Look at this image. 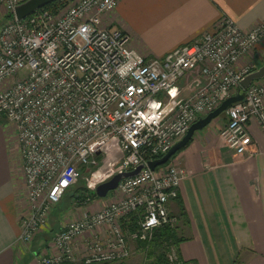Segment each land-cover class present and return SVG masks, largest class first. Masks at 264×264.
<instances>
[{"label":"built area","instance_id":"obj_1","mask_svg":"<svg viewBox=\"0 0 264 264\" xmlns=\"http://www.w3.org/2000/svg\"><path fill=\"white\" fill-rule=\"evenodd\" d=\"M22 1L0 0V17L13 15L0 25V117L14 127L29 203L18 241L30 244L82 169L97 167V155L116 144L118 173L144 168L119 182L121 197L66 222L53 236L54 253L40 255L38 263L122 262L131 254L129 239L149 241L158 227L177 224L168 203L186 172L172 161L155 170L147 162L166 154L256 69L264 20L246 31L223 15L215 31L147 58L128 46L123 30L101 23L121 0H78L18 20L14 10ZM224 113L220 135L235 155H244L250 122L264 132V78ZM133 214L137 228L128 232L122 223ZM86 234V252L78 255L75 240ZM167 259L194 264L172 244Z\"/></svg>","mask_w":264,"mask_h":264},{"label":"crops","instance_id":"obj_2","mask_svg":"<svg viewBox=\"0 0 264 264\" xmlns=\"http://www.w3.org/2000/svg\"><path fill=\"white\" fill-rule=\"evenodd\" d=\"M223 15L249 30L264 20V0H121L101 23L123 30L128 46L142 56L161 58L215 31ZM254 62L256 69L264 64V39L255 50ZM225 118L220 115L205 132L196 131L172 160L186 172L178 197L168 203L170 213L178 217V233L185 238L179 245L180 256L194 264H264V132L251 121V145L244 155H235L220 135ZM4 119H0V264H39L40 254L54 253L53 236L65 218L99 210L116 197V191L104 200L71 201L65 210L60 201L47 227L30 244H19L20 218L29 203L22 159L13 163L11 142L17 140L16 133ZM109 147L121 156L116 144L107 147L108 154ZM107 236V230L100 232L101 238ZM86 240L87 234L75 240L78 255L86 252Z\"/></svg>","mask_w":264,"mask_h":264},{"label":"water","instance_id":"obj_3","mask_svg":"<svg viewBox=\"0 0 264 264\" xmlns=\"http://www.w3.org/2000/svg\"><path fill=\"white\" fill-rule=\"evenodd\" d=\"M55 1L57 0H24L15 7L14 15L18 20L25 19L34 14L37 10L44 8ZM262 78H264V64L250 74L246 75L242 79L236 92L223 100L216 109L194 122L188 129L187 133L178 142H176L166 154L160 158L148 161L147 165L149 168L151 170H155L157 167L166 164L179 150L184 148L191 141L196 131L204 129L213 119L222 115L233 103L243 100L245 90L255 80H260ZM144 166L145 165L142 163L133 170L114 174L110 179L102 182L96 187L97 195L100 198L106 197L110 191L118 188L119 182L122 179L137 175L141 169L144 168Z\"/></svg>","mask_w":264,"mask_h":264},{"label":"trees","instance_id":"obj_4","mask_svg":"<svg viewBox=\"0 0 264 264\" xmlns=\"http://www.w3.org/2000/svg\"><path fill=\"white\" fill-rule=\"evenodd\" d=\"M67 1L68 0H57V1H55L49 5L45 6L44 8L37 10L34 14H36L37 12H39L43 9H48V10H51L53 12H57L65 6ZM12 17H13L12 14H7V17L5 16V18L7 20L11 19ZM0 25H2V24H0ZM0 119L3 120L4 117H0ZM181 150H179L167 163L171 162L173 160V158ZM98 161L100 164L102 159L98 158ZM166 164H164V165H166ZM97 167L92 168V171L94 172L97 169ZM92 171L88 172L85 169H82V178L83 177L89 178L91 176ZM94 199H99V196L97 195L96 190L90 189L86 185L85 187H81L79 189L76 188L75 193L72 195L71 201H73V203H79L80 204V203H87V202L92 201ZM182 215L185 216L184 211H182ZM122 224H123V227L128 232H134L137 228L138 217L133 214V215L129 216L128 218H125L123 220ZM184 239L185 238L180 237V235L178 233L177 224L175 226L163 225V226H160L157 229H155L153 237L151 240H149V241L136 240V243H137L138 247L143 249L146 253L147 259H146L144 264H170L168 259H167L168 245H171V244L175 245L178 247V250H179V245H180V243L185 241ZM64 264H66V263H64ZM102 264H113V263H102ZM116 264H123V261L118 262Z\"/></svg>","mask_w":264,"mask_h":264},{"label":"rangeland","instance_id":"obj_5","mask_svg":"<svg viewBox=\"0 0 264 264\" xmlns=\"http://www.w3.org/2000/svg\"><path fill=\"white\" fill-rule=\"evenodd\" d=\"M76 1H78V0H68L66 2L65 6L62 8V10H65L67 7H69L70 5L74 4ZM2 12L3 11L0 10L1 14H2ZM6 17H7V15H6ZM9 20L10 19L7 20L4 17H0V24H3L4 22L9 21ZM113 28L117 29L118 27H113ZM235 92L236 91H233V93H235ZM221 116L222 117L225 116V113H223ZM225 120H226V118H225ZM4 124L6 126L7 122L4 123ZM220 124H222V122ZM207 128H208V126H206L204 129H202L203 132H205L207 130ZM11 144H12V147H13V155H12L13 163H15V164L19 163L20 164L21 155H20V150H19V147H18L19 145H18L17 140L16 139H12ZM109 148H110V153L109 154H108V152H105V149H104V151L101 154L97 155V159L101 158L102 161L98 165L97 169L94 171V174H93L94 176H90L89 178H85V177L80 178L78 180V182L75 184V186H73L70 190H67L68 192L64 195V197L62 198L61 203H60V208L62 210H65L66 208L70 207L72 195L75 193L76 188L79 189V188L85 187L87 185L88 188L96 190V187L99 184H101L102 182L107 181L114 174L118 173L116 164H117V161L119 160V157L117 156V152H116V149H114V147H112L113 149L111 147H109ZM23 176H24V174H23ZM116 190L110 191L108 193V195L106 197H104V198H100L99 197L100 200H104L107 197H110V195ZM114 195L116 197L113 198L111 201L116 200L117 198L121 197L120 193H118V191H116V193H114ZM108 203L109 202H106L105 204H108ZM174 217L176 218V222L178 223V217H176V216H174ZM21 218H20V220H21ZM73 219H75V217L74 216H70V217L65 218L63 221L67 220L66 222H69V221H71ZM66 222H63V223H66ZM34 239H35V237L32 240H34ZM19 244H22V243L19 242ZM24 245H26V244H24ZM129 245H130V248H131V254H130V256L127 259L123 260V264H144L146 259H147L145 251L143 249L139 248L137 243L135 241H132V239H129ZM40 255H42V254H40Z\"/></svg>","mask_w":264,"mask_h":264}]
</instances>
